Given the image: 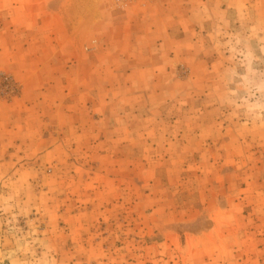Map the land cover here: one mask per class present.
<instances>
[{
    "label": "rangeland",
    "instance_id": "rangeland-1",
    "mask_svg": "<svg viewBox=\"0 0 264 264\" xmlns=\"http://www.w3.org/2000/svg\"><path fill=\"white\" fill-rule=\"evenodd\" d=\"M0 0V264H264V0Z\"/></svg>",
    "mask_w": 264,
    "mask_h": 264
},
{
    "label": "bare ground",
    "instance_id": "bare-ground-1",
    "mask_svg": "<svg viewBox=\"0 0 264 264\" xmlns=\"http://www.w3.org/2000/svg\"><path fill=\"white\" fill-rule=\"evenodd\" d=\"M94 3H96V0H81V4L83 5V7H88V8L93 7Z\"/></svg>",
    "mask_w": 264,
    "mask_h": 264
}]
</instances>
